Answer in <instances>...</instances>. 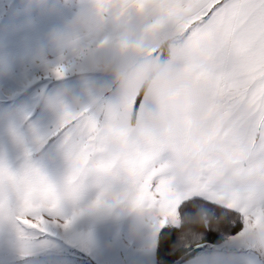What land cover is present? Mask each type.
<instances>
[{"label": "snow or ice", "instance_id": "1", "mask_svg": "<svg viewBox=\"0 0 264 264\" xmlns=\"http://www.w3.org/2000/svg\"><path fill=\"white\" fill-rule=\"evenodd\" d=\"M97 3L153 9L160 18L153 31H171L193 48L207 42L215 74L190 79L228 128L202 153L190 145V130L174 141L147 132L130 141L87 108L52 120L44 95L0 96V264H67L55 238L84 214L117 209L151 217L147 264H204L217 248L227 264H264V0ZM53 73L64 76L59 65ZM137 105L122 103L127 111ZM92 189L95 199L81 206ZM225 210L240 214L235 234L223 232L236 223ZM197 215L204 228L194 227Z\"/></svg>", "mask_w": 264, "mask_h": 264}, {"label": "clouds", "instance_id": "2", "mask_svg": "<svg viewBox=\"0 0 264 264\" xmlns=\"http://www.w3.org/2000/svg\"><path fill=\"white\" fill-rule=\"evenodd\" d=\"M158 23L159 15L153 9L122 10L117 3L101 7L97 0L92 10L78 11L63 30L49 33L50 52L36 53L37 66L42 71L61 66L62 79L69 76L83 79L98 73L109 78L110 85L93 84L79 94L60 87L44 95L42 107L54 116L64 110L79 112L87 108L114 136L123 135L130 141L146 132L174 141L190 130L193 149L202 153L214 151V138L228 125L210 111L204 89L190 79L191 74H215L209 59L213 49L204 41L195 48L189 47L168 30L153 31ZM106 34L114 39V48L105 47ZM113 89L123 102L140 101L143 107L137 105L127 111L122 103L101 102ZM83 96L95 99L85 105ZM239 118L246 117L240 113ZM120 214L126 216L130 212ZM151 225L148 214L136 212L131 238L140 239ZM193 225L204 228L203 217L197 215ZM227 260L224 251L217 248L208 254L204 264H227Z\"/></svg>", "mask_w": 264, "mask_h": 264}, {"label": "crops", "instance_id": "3", "mask_svg": "<svg viewBox=\"0 0 264 264\" xmlns=\"http://www.w3.org/2000/svg\"><path fill=\"white\" fill-rule=\"evenodd\" d=\"M93 6L94 0H0V96L12 94L33 99L50 95L60 87L70 88L74 94H79L93 84L109 86V78L98 73L83 79L74 76L55 79L53 70L42 71L35 61L38 51L49 54L48 35L51 31L63 30L78 11L92 10ZM106 37L105 47L114 48V39L110 34ZM23 77L51 80L46 86L31 81L24 87ZM81 99L87 105L95 98L83 96ZM101 102L119 104L123 100L113 89L101 98ZM49 115L55 120L53 114ZM97 191L90 190L81 206L94 200ZM125 212L130 214L122 216L119 209L84 214L69 230L55 238L54 246L61 248L59 242H62L61 250L67 261L72 260L74 264H147L144 234L140 239L130 236L136 212Z\"/></svg>", "mask_w": 264, "mask_h": 264}, {"label": "trees", "instance_id": "4", "mask_svg": "<svg viewBox=\"0 0 264 264\" xmlns=\"http://www.w3.org/2000/svg\"><path fill=\"white\" fill-rule=\"evenodd\" d=\"M217 211H221V209L217 208ZM227 211L229 220H235L236 223L235 225L232 224H228L226 226L223 227V232L225 235H231V234H235L236 232L240 231L242 229V219L240 217V214L232 211V210H225ZM170 231L169 227H165L163 229H161V233L160 236L158 238L157 241V254H158V259L162 258L163 255V246L165 245V234L168 233ZM175 259H179V254H177L175 256Z\"/></svg>", "mask_w": 264, "mask_h": 264}, {"label": "rangeland", "instance_id": "5", "mask_svg": "<svg viewBox=\"0 0 264 264\" xmlns=\"http://www.w3.org/2000/svg\"><path fill=\"white\" fill-rule=\"evenodd\" d=\"M55 79H57V78H55ZM17 80H19V79H16V81ZM50 80H51V78L35 79V78H32V77H28V78L23 77L22 84H24V87H25L26 85H28V83H30L32 81V82H35V83H37L39 85L46 86L49 83ZM67 264H74V263L72 262V260H70V261H67Z\"/></svg>", "mask_w": 264, "mask_h": 264}]
</instances>
